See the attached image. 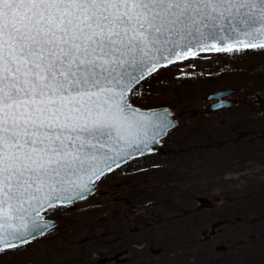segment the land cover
<instances>
[{
    "label": "snow or ice",
    "instance_id": "1",
    "mask_svg": "<svg viewBox=\"0 0 264 264\" xmlns=\"http://www.w3.org/2000/svg\"><path fill=\"white\" fill-rule=\"evenodd\" d=\"M248 49L264 0H0V252L156 142L166 125L128 101L146 74Z\"/></svg>",
    "mask_w": 264,
    "mask_h": 264
},
{
    "label": "rangeland",
    "instance_id": "2",
    "mask_svg": "<svg viewBox=\"0 0 264 264\" xmlns=\"http://www.w3.org/2000/svg\"><path fill=\"white\" fill-rule=\"evenodd\" d=\"M221 89H236L234 105L211 111L206 95ZM134 93L174 111L158 150L106 172L87 199L44 211L56 225L0 252V264H264V49L200 53ZM156 182L166 194L145 200Z\"/></svg>",
    "mask_w": 264,
    "mask_h": 264
},
{
    "label": "water",
    "instance_id": "3",
    "mask_svg": "<svg viewBox=\"0 0 264 264\" xmlns=\"http://www.w3.org/2000/svg\"><path fill=\"white\" fill-rule=\"evenodd\" d=\"M147 76H149V75L146 74L145 78ZM235 91H236V89H221V90L214 91L210 94H207L206 100L211 102L210 103V110L211 111H218V110H222L224 108H229V107L233 106L234 100L228 99V98L230 95L234 94ZM128 101H129V99H128ZM132 106L135 108H138L139 110L148 114V116L151 118V121L153 122L154 125H159V124L163 123L164 125H166V127L163 128L162 134L157 137V140L155 143L150 144L148 146V148L144 149L143 152L137 151L135 148L131 149L132 155L130 157H127L125 159L118 161L119 165L125 163L126 161H129L135 155L143 156V155H147V154H151V153L156 152L158 150V148L161 146L162 140L165 139V137L167 136V133L177 125V119H176V116L174 114V111L167 106H161V107H155V108H149V109H145V108L142 109V108H139L135 105H132ZM114 168H116V167L113 166V169ZM106 172H109V171L107 169H105L104 174H106ZM92 187L94 190L91 193V195L96 191V181L94 182ZM91 195H89L88 197H90ZM87 198H85V199H87ZM85 199H77L74 202H69L66 204H73V203H76V202H79V201H82ZM42 213H41L42 222H46L49 225H52L43 233V235H44L48 230L52 229L56 225V222L53 220L45 219V217L43 216ZM40 236H42V235L37 234L34 239H36ZM30 240H33V239H30Z\"/></svg>",
    "mask_w": 264,
    "mask_h": 264
},
{
    "label": "trees",
    "instance_id": "4",
    "mask_svg": "<svg viewBox=\"0 0 264 264\" xmlns=\"http://www.w3.org/2000/svg\"><path fill=\"white\" fill-rule=\"evenodd\" d=\"M192 76H185V75H178L177 76V80H190V78H191ZM131 96H132V94H130V100L132 101V102H134V98L132 97L131 98ZM152 100V99H151ZM134 103H136V102H134ZM137 104H139V103H136V105ZM159 104H158V102H155V100H154V102H152V101H148L147 103H145V105L144 104H139V106H141V107H145V108H149V107H152V106H158ZM160 105H164V104H160ZM235 128V125H232L230 128H229V130H228V132H234L235 130H233ZM156 181H158L157 179H155ZM156 183H158V182H156ZM149 186H151V187H157V190L156 191H154L153 193H152V195H154L155 197H157V198H155V197H152V196H149V195H147V197H146V199L145 200H152V201H155L156 199H158V198H162L165 194H166V192L164 191V190H162V189H160V187L161 186H164V184H162L161 185V183H158L156 186H154V185H149ZM145 188V187H144ZM143 187H142V189H144ZM147 189L149 188V187H146ZM168 193V192H167ZM138 194H141V192H138ZM144 200V201H145ZM143 201V202H144ZM143 202H141V203H143ZM253 204H254V202H252ZM246 207V205L244 206V205H241V206H239V207H237L236 205H235V207H233L234 209V215L236 214V211H239V212H242L243 213V211H244V208ZM261 208V207H260ZM259 221H261V222H263V225H264V216H261V219L259 220ZM181 237H183V235L181 234ZM250 243V242H249ZM247 248H250V247H247ZM184 264H188V261H186V262H183Z\"/></svg>",
    "mask_w": 264,
    "mask_h": 264
},
{
    "label": "flooded vegetation",
    "instance_id": "5",
    "mask_svg": "<svg viewBox=\"0 0 264 264\" xmlns=\"http://www.w3.org/2000/svg\"><path fill=\"white\" fill-rule=\"evenodd\" d=\"M264 188V187H263ZM260 198H262V197H264V190L260 193ZM186 233H184V235H185Z\"/></svg>",
    "mask_w": 264,
    "mask_h": 264
}]
</instances>
